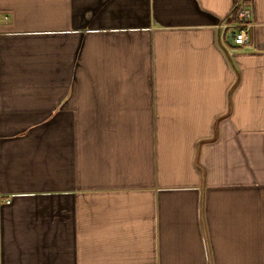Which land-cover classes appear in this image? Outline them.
<instances>
[{"label": "crops", "instance_id": "obj_1", "mask_svg": "<svg viewBox=\"0 0 264 264\" xmlns=\"http://www.w3.org/2000/svg\"><path fill=\"white\" fill-rule=\"evenodd\" d=\"M0 264H264V0H0Z\"/></svg>", "mask_w": 264, "mask_h": 264}, {"label": "built area", "instance_id": "obj_2", "mask_svg": "<svg viewBox=\"0 0 264 264\" xmlns=\"http://www.w3.org/2000/svg\"><path fill=\"white\" fill-rule=\"evenodd\" d=\"M235 24H236L235 26L236 30L231 31L229 34L232 40V44L243 45L248 40L247 28L244 23V19L240 16H237Z\"/></svg>", "mask_w": 264, "mask_h": 264}, {"label": "trees", "instance_id": "obj_3", "mask_svg": "<svg viewBox=\"0 0 264 264\" xmlns=\"http://www.w3.org/2000/svg\"><path fill=\"white\" fill-rule=\"evenodd\" d=\"M236 12H237V8L235 7L234 10L230 13V16L227 19V21L231 20V21H235L236 23Z\"/></svg>", "mask_w": 264, "mask_h": 264}]
</instances>
